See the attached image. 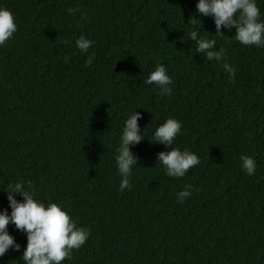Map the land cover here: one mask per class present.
Returning a JSON list of instances; mask_svg holds the SVG:
<instances>
[{
  "label": "trees",
  "instance_id": "trees-1",
  "mask_svg": "<svg viewBox=\"0 0 264 264\" xmlns=\"http://www.w3.org/2000/svg\"><path fill=\"white\" fill-rule=\"evenodd\" d=\"M197 3L0 0L17 25L0 45V212L11 214L6 192L17 182L66 211L89 236L62 264H264V47L242 45L235 28L216 35ZM255 3L264 22V0ZM192 31L224 59L197 52ZM80 36L93 42L87 53ZM157 65L173 81L168 95L143 83ZM134 112L143 140L129 146L138 164L121 191L117 149ZM169 118L181 130L167 148L153 141ZM173 148L200 160L181 178L157 161ZM7 232L19 250L0 264H25L27 234L12 223Z\"/></svg>",
  "mask_w": 264,
  "mask_h": 264
},
{
  "label": "clouds",
  "instance_id": "clouds-1",
  "mask_svg": "<svg viewBox=\"0 0 264 264\" xmlns=\"http://www.w3.org/2000/svg\"><path fill=\"white\" fill-rule=\"evenodd\" d=\"M196 10L202 16L213 17L216 35L223 36L220 32L221 26L229 29L235 28V39L242 45L264 47V22H258L260 9L255 0H198ZM68 11L74 14L80 9L70 8ZM237 13H239L238 18H236ZM16 31L17 25L13 14L7 9L0 8V45L12 38ZM190 39L196 42V51L205 53L207 60L219 62L224 59L225 50L223 48L219 51L213 50L216 45L214 39H198L197 31L190 33ZM92 43L84 36L76 40V46L84 53L88 52ZM93 59V56H89L85 64L91 65ZM67 60L68 57H65V62ZM222 67L229 74L230 79L235 77L236 70L233 67L227 63H224ZM143 83L159 86L163 95H168L172 91L169 85L173 81L167 75L163 65H157ZM139 117L140 114L134 112L126 119L121 143L117 149L116 163L122 177L121 191L132 187L129 177L132 167L138 164V158L129 150V146L136 145L143 140L137 123ZM180 130L181 123L169 118L155 130L153 142L163 144L168 148ZM240 159L246 174H255L257 165L254 159L244 155ZM157 161L165 167L166 175L175 178L183 177L189 169L200 163L197 155L175 148L158 153ZM28 187L31 188V182H28ZM191 190L192 186L186 185L185 190L178 193V200L182 202L188 198ZM6 193L11 214L0 212V257L4 256L9 248L19 250V245L7 232L9 223L27 234V245L22 254L25 264H62L65 259L70 258L73 250L79 249L87 241L88 230L77 227L67 212L57 204L51 203L45 207L44 204L37 202L33 192L26 191L23 183L9 184ZM17 193L23 197V202H17L13 198Z\"/></svg>",
  "mask_w": 264,
  "mask_h": 264
}]
</instances>
